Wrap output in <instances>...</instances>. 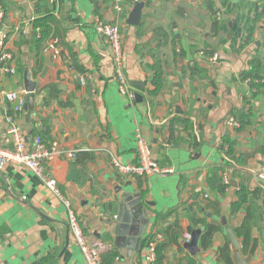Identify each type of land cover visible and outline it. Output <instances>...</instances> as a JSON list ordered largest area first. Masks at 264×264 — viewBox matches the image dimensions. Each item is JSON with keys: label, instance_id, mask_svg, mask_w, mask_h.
Instances as JSON below:
<instances>
[{"label": "crops", "instance_id": "1", "mask_svg": "<svg viewBox=\"0 0 264 264\" xmlns=\"http://www.w3.org/2000/svg\"><path fill=\"white\" fill-rule=\"evenodd\" d=\"M136 1L124 2L119 19L124 72L141 96L129 103L113 79L108 46L92 27L95 17L113 22V0H0V41L12 56L0 62V141L12 117L26 141L38 134L57 141L63 152L77 151L71 159L55 156L47 172L83 221L87 240L110 245L104 264H146L150 241L156 258L161 249V264H226L223 249L234 264L223 221L233 227L239 260L264 264V189L257 181L264 173V0H212L214 12L204 0H145L140 22L132 26L127 18ZM46 6L56 23L37 53L33 22ZM53 39L57 59L44 52ZM48 56L52 66L36 85L28 111L25 71L35 82ZM155 66L163 82L151 95ZM7 67L14 72H5ZM248 71L259 78L242 79ZM11 92L23 94V111L14 112L5 101ZM231 116L242 121L239 128L225 125ZM136 132L152 159L172 174L116 173L111 157L122 164L136 161ZM227 169L232 172L224 186ZM240 190L245 200L233 213ZM137 199L148 223H140L132 249L127 236L116 242L115 228L122 207ZM211 225L218 231L203 249L200 237ZM189 228L199 232L195 254L183 248L191 240ZM0 264H85L64 206L21 166L0 171Z\"/></svg>", "mask_w": 264, "mask_h": 264}, {"label": "built area", "instance_id": "2", "mask_svg": "<svg viewBox=\"0 0 264 264\" xmlns=\"http://www.w3.org/2000/svg\"><path fill=\"white\" fill-rule=\"evenodd\" d=\"M54 0H49L50 5ZM123 0H113L114 20L113 22H104L98 17L93 20V30L98 38L104 41L109 50V55L112 63L113 79L117 83L118 92L121 96L125 97L129 103L135 99V90L129 83L124 72L123 65V50H122V34L120 31V16L123 13L122 9ZM217 17L219 13L216 12ZM2 18L0 14V19ZM44 52L51 55L53 59L58 57L57 40L49 41L45 47ZM203 55V52H199ZM12 56L9 52L3 49V42L0 41V62H10ZM215 59V58H214ZM10 64V63H9ZM7 73H13V68L7 67L4 69ZM86 78H81L80 83L86 86L89 82ZM23 94L20 92H11L4 94V99L12 105L14 112H21L24 110ZM12 117L6 118V128L1 135L0 141V171L6 166H21L33 173L41 185L52 194L65 208L66 223L69 233L73 242L78 247L83 256L85 264H104L103 257L111 249L110 245L106 242L96 239L88 241L84 233V223L81 221L77 214L74 212L71 203L66 199L60 189L58 188L57 181L53 176L47 172V165L55 156L62 155L68 159L74 158L77 151L71 150L63 152L59 143L55 140L49 144H45L39 137H34L29 141L18 132L17 128L12 124ZM225 125L231 128H239L240 123L237 122L232 116L225 120ZM136 140V161L135 163L122 164L114 157L110 158L111 167L119 175L134 178H145L149 175H165L172 174V169L160 167L150 154L147 142L136 132L134 136ZM85 151V150H84ZM88 152V151H86ZM226 159V157H225ZM232 169L222 172L221 181L224 186L229 184V175ZM257 181L261 189H264V173L257 175ZM208 198L207 194L203 195ZM185 242H189L190 236L184 235ZM144 261L146 264H154L156 261V248L155 243L150 241L147 243L146 251L144 254Z\"/></svg>", "mask_w": 264, "mask_h": 264}, {"label": "water", "instance_id": "3", "mask_svg": "<svg viewBox=\"0 0 264 264\" xmlns=\"http://www.w3.org/2000/svg\"><path fill=\"white\" fill-rule=\"evenodd\" d=\"M145 0H137L134 5L133 9L130 11L127 23L132 26H137L141 19V14L143 10V2ZM46 66L44 67L43 71L38 77V80L35 82H31L29 80L27 71H25L24 74V91L28 94L26 99V109L28 111H31L33 109V93L35 90L36 85H38L39 80L43 79L45 75L48 72L49 67L52 66L51 59L48 56L45 60ZM141 98L140 95L135 94V99ZM119 217L118 222L116 224L115 228V234L118 236L116 237V242L122 241L123 236H127L129 239H127L126 244L128 247H132V249H135V244L137 243V240L141 236V229H140V223L143 226H146L148 221L142 218L143 215V207L139 203V200L137 199L132 204H127V206H123L122 210L119 211ZM223 227L226 234L227 239L229 240L231 244V248L233 249V262L234 264H248L249 258L244 262L239 260V242L235 239L233 234V227L226 225V223L223 221ZM189 234L191 235V240L189 243L184 244L183 248L187 251H189L191 254L197 253V240H198V231L188 229ZM125 238V237H124ZM125 242V240H124Z\"/></svg>", "mask_w": 264, "mask_h": 264}, {"label": "trees", "instance_id": "4", "mask_svg": "<svg viewBox=\"0 0 264 264\" xmlns=\"http://www.w3.org/2000/svg\"><path fill=\"white\" fill-rule=\"evenodd\" d=\"M133 1H135V0H123L122 1L121 6H122V9H123V12L125 10V8H124L125 3L124 2L130 3V2H133ZM226 1L227 0H222V3H225ZM204 4L206 5V7L210 11L214 12L213 10L215 8H214V4H213L212 0H204ZM51 12H52V10H49L47 6L44 7V10L42 11V16L39 17L38 19L34 20V22H33L34 31L38 35V38L36 40L37 53H40L41 51H43L42 50L43 47L45 46L46 42L52 36V27L55 25L56 22H55V18L53 16V13H51ZM57 44H58V40H57ZM153 69H154V75H153L152 85H153L154 89H153L152 92H150V94L151 95H157L158 92L162 88V82H163L162 81V73H161V71L159 70L158 67L156 68V66L153 67ZM247 78L252 80V79H258L259 77H258V74L256 72L248 71L247 73H243L242 74V79L245 80ZM236 120L238 122L240 121L239 123L242 122L240 119L238 120V118ZM36 136L39 137L45 144H49L52 141V140L51 141L49 140L47 142V140L43 139L42 136L38 135V134H35L32 138H34ZM32 138H30V139H32ZM228 148H229V150L226 151L227 155L231 154L230 147H228ZM76 154H75V156H77ZM86 156H87L88 160H92V158H93V155L91 153L89 155H86ZM222 189H223V187H222V185H220L219 191L221 192ZM257 193H259L258 190L254 192V194H257ZM244 200H245L244 190H240L238 192V200L232 205L231 212L234 213L240 207V205H241L240 203H242ZM191 221L196 226L201 224V220H199V219L192 218ZM217 231H218L217 227L211 225V226L208 227L207 232L203 233L201 235L200 244H201L203 249H207L210 246L211 241L213 240L214 235L217 233ZM244 232L246 233V240H248V229L246 227L244 228ZM235 234L236 235L240 234L238 229L235 230ZM160 250H161L160 248H157V258H156L155 264H161L162 261L164 260V256L162 255ZM226 252H227V249L226 250H224V249L221 250V258L226 264H230V260H229V257L226 255Z\"/></svg>", "mask_w": 264, "mask_h": 264}]
</instances>
